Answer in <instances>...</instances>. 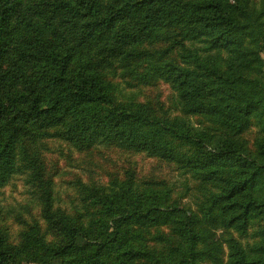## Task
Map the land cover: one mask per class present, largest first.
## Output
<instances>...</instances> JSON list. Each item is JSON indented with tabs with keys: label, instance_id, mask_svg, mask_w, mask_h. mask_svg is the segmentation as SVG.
I'll return each mask as SVG.
<instances>
[{
	"label": "trees",
	"instance_id": "16d2710c",
	"mask_svg": "<svg viewBox=\"0 0 264 264\" xmlns=\"http://www.w3.org/2000/svg\"><path fill=\"white\" fill-rule=\"evenodd\" d=\"M263 19L244 0H0V188L30 170L29 144L51 137L174 161L215 188L202 213L132 182L88 188L87 217L46 208L51 239L36 224L17 246L0 228V264L216 263V232L264 221V142L254 153L242 138L254 117L264 125ZM119 71L170 83L187 114L218 129L120 100ZM165 227L174 245L162 256L146 243ZM258 239H230V264H264V229Z\"/></svg>",
	"mask_w": 264,
	"mask_h": 264
},
{
	"label": "rangeland",
	"instance_id": "374dc122",
	"mask_svg": "<svg viewBox=\"0 0 264 264\" xmlns=\"http://www.w3.org/2000/svg\"><path fill=\"white\" fill-rule=\"evenodd\" d=\"M244 1L256 12H261L264 7L261 5L264 0ZM262 23L264 28V19ZM163 49L164 46L149 48L152 53ZM183 53L171 55V58L180 64V55ZM116 79L124 91L119 96L122 101L146 104L156 116L163 119H186L195 130L218 129L207 117L187 114L178 93L164 80L154 79L137 84L129 77H124L121 71ZM251 121L242 138L248 148L256 153L260 143L264 142V125L259 124L261 122L256 117ZM29 146V158L32 160L30 170L23 168L8 185L0 188V228L7 233L10 242L17 246L23 241V234L36 224L45 237L51 239L45 220L46 208L76 219L87 217L88 211L94 209L87 198L88 188H103L113 192L124 183L132 182L140 192L151 189L160 191L170 199V204H178L199 213H202L208 195L215 191L214 186L205 183L197 173L174 161L116 145L96 144L80 151L62 139L51 137L38 140L33 145L30 143ZM21 164L24 165L25 161H21ZM46 182L49 187L43 185ZM47 189H51L50 194ZM263 229L264 221H260L253 224L246 234L237 230H219L215 241H221V259L216 263L204 264H230L229 240L234 239L247 248L260 240L258 235ZM170 238L169 227L153 230L148 235L146 245L165 256L174 245V239L169 245Z\"/></svg>",
	"mask_w": 264,
	"mask_h": 264
}]
</instances>
